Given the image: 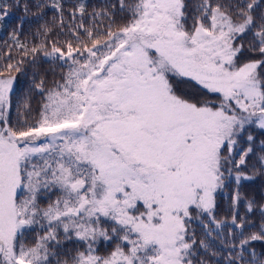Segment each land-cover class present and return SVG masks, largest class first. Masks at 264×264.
<instances>
[{"label": "snow or ice", "instance_id": "6c2138e0", "mask_svg": "<svg viewBox=\"0 0 264 264\" xmlns=\"http://www.w3.org/2000/svg\"><path fill=\"white\" fill-rule=\"evenodd\" d=\"M33 7L0 65V264H264V0Z\"/></svg>", "mask_w": 264, "mask_h": 264}, {"label": "trees", "instance_id": "16d2710c", "mask_svg": "<svg viewBox=\"0 0 264 264\" xmlns=\"http://www.w3.org/2000/svg\"><path fill=\"white\" fill-rule=\"evenodd\" d=\"M8 4H14L15 0H6ZM76 2V0H65L66 7L71 8L72 5ZM105 2V0H87L89 5V11H91L92 7L100 6ZM21 7H12L9 9V15L2 21H0V65L4 64L5 57L9 53L10 46L12 45V40L10 38V34L14 29H17L19 25L22 24V27L19 28L20 31V40L25 42L31 47L33 44L39 43L43 37L37 35V29L39 28L41 23L45 21L51 22L53 17V11L48 9L46 10V14L43 17V20L39 21V23L35 19L36 8H30V10L25 13ZM60 39H64V37H59ZM11 54L14 58L18 59L19 54L15 48H11ZM49 64H43V69H48ZM20 87L24 89L27 87V79L23 76L20 77ZM22 94V93H21ZM242 191L249 197H255L257 201H261L264 199V178H258L254 182H243ZM241 214L244 212V206L241 205ZM228 211V194H222L220 198V208L218 209V217L224 218ZM259 247V246H258Z\"/></svg>", "mask_w": 264, "mask_h": 264}]
</instances>
